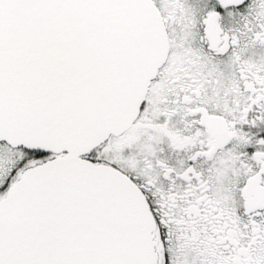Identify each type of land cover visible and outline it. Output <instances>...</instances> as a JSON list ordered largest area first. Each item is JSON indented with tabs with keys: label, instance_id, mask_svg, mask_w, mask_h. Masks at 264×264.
<instances>
[{
	"label": "snow or ice",
	"instance_id": "6c2138e0",
	"mask_svg": "<svg viewBox=\"0 0 264 264\" xmlns=\"http://www.w3.org/2000/svg\"><path fill=\"white\" fill-rule=\"evenodd\" d=\"M0 264H264V0H0Z\"/></svg>",
	"mask_w": 264,
	"mask_h": 264
}]
</instances>
